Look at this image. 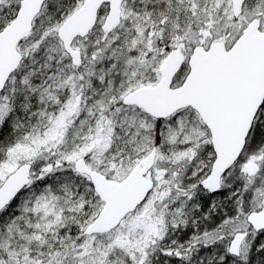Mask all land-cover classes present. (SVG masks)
<instances>
[{
    "label": "snow or ice",
    "instance_id": "snow-or-ice-1",
    "mask_svg": "<svg viewBox=\"0 0 264 264\" xmlns=\"http://www.w3.org/2000/svg\"><path fill=\"white\" fill-rule=\"evenodd\" d=\"M0 264H264V0H0Z\"/></svg>",
    "mask_w": 264,
    "mask_h": 264
}]
</instances>
